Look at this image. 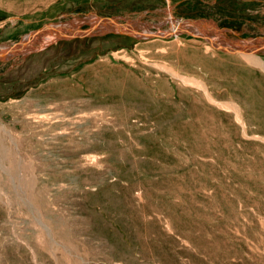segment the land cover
Wrapping results in <instances>:
<instances>
[{
  "label": "rangeland",
  "instance_id": "1",
  "mask_svg": "<svg viewBox=\"0 0 264 264\" xmlns=\"http://www.w3.org/2000/svg\"><path fill=\"white\" fill-rule=\"evenodd\" d=\"M259 36L264 0H0V264H264Z\"/></svg>",
  "mask_w": 264,
  "mask_h": 264
},
{
  "label": "water",
  "instance_id": "2",
  "mask_svg": "<svg viewBox=\"0 0 264 264\" xmlns=\"http://www.w3.org/2000/svg\"><path fill=\"white\" fill-rule=\"evenodd\" d=\"M193 23L195 24L197 27L199 28H204L206 31H208V33H225L227 31H231L232 30L228 29V28H218V27H211L208 24H212V21L210 20H200V19H192V20H181V24L183 23ZM67 23H71V22H67ZM91 27L95 28L97 30L100 31H112V32H118L121 34H135L138 35L139 37H145V38H149V37H154V36H162V37H171V36H175L178 35L180 33H189L192 35H195L194 33L190 32L189 30H184L183 28H176L174 31L172 32H168L165 34H158V33H153V32H139L137 28L134 27V24H136V21H126L123 22L121 21L120 18L118 17H100L95 21L90 22ZM67 29V26H65V24H63V22H52V23H48L46 25H44L43 27L39 28L38 30L34 31L31 33L30 37H35L37 34L39 33H44V32H49V31H55V32H60L61 30ZM234 33V32H233ZM200 37H203L207 40H209L212 44H218L219 41H212L211 37L209 34H203V35H198ZM247 42L249 43H259V47L264 49V36H259V37H253V38H247L245 39ZM20 44H23L20 43ZM223 46V45H222ZM258 47V48H259ZM229 48V47H228ZM231 50V49H229ZM257 49L255 48H250L249 50H241V51H255ZM236 51V50H234Z\"/></svg>",
  "mask_w": 264,
  "mask_h": 264
},
{
  "label": "bare ground",
  "instance_id": "3",
  "mask_svg": "<svg viewBox=\"0 0 264 264\" xmlns=\"http://www.w3.org/2000/svg\"><path fill=\"white\" fill-rule=\"evenodd\" d=\"M148 33V32H147ZM32 38L31 37H29V40H31ZM20 46V45H19Z\"/></svg>",
  "mask_w": 264,
  "mask_h": 264
}]
</instances>
